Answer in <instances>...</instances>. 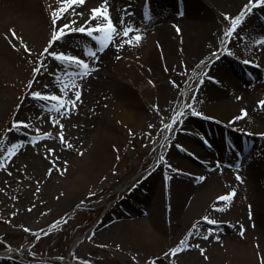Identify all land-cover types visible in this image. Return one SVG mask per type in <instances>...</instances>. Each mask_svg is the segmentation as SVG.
I'll return each instance as SVG.
<instances>
[{"label": "rangeland", "instance_id": "rangeland-1", "mask_svg": "<svg viewBox=\"0 0 264 264\" xmlns=\"http://www.w3.org/2000/svg\"><path fill=\"white\" fill-rule=\"evenodd\" d=\"M137 1L132 13L131 10L129 12L131 15L109 16L112 24L118 25V32L122 33V28L129 24H133L134 30L128 37L121 34L112 39L107 48L114 49L113 53L105 52L106 48L101 50L95 39L96 35L104 39L106 33H94L93 37H89L78 31H70L83 26L86 20L92 25L98 23L90 19L91 10L98 7L96 4L84 5L85 7L75 5L68 12H60L70 0L59 3L58 0H39L32 7L36 13L23 17L25 21L20 22L17 18L7 16V24L0 26V158L7 156V150L13 144L18 146L16 154L3 159L5 167L0 168V264H219L220 255H225L220 264H241L228 253L229 248L224 246L225 243L219 241V238L232 233L229 220L217 221L216 225H211L203 219L212 205L203 214H195L187 225L179 229L181 231L175 234L170 243L149 252H141L130 243L122 244L114 235L105 232L111 226L109 223L115 224L106 221L109 215L107 218L106 216L108 212H116L118 217L127 216L128 211L141 215L144 209L149 208L147 201L157 197L158 184L174 175L169 171V160L174 155L189 154L194 161L193 154L177 142L175 136L179 128L181 134L193 140V143L190 142L192 146L207 153L204 161L231 168H238L240 164L250 167L260 165V174L264 175V107L258 104L259 101H264V91L260 90V94L250 104L254 108H249V114L244 116L255 118L260 112V130L250 132L233 126L227 120L228 113L224 116L210 107L219 102L215 97L233 91L235 86L227 88L226 85V88H222L216 83V88L206 91L203 83H200L201 80L205 82L207 74L213 73L215 65H220L218 69L222 66L226 74L231 73L235 78L241 79L238 82L240 86L252 87L254 82L259 81L254 84L262 87L264 66L261 68L260 65L254 66L242 60L240 64L218 62L208 53L199 60H191L192 62L180 57V60L174 61H177L176 67L183 73L173 74L178 78L179 84L169 91L168 105V100L162 104L159 97L156 100L153 95H145L140 91L135 93L130 84L121 87L117 85L118 90L114 88L111 101L89 105L94 109L95 116L96 113L100 115L99 127H95L99 131L96 137L101 136V132L111 130L109 120L115 119L126 106L139 107V110L149 115L146 129L143 132L122 131L123 140L119 141L116 150L113 151L107 145L112 152L106 169L101 168L100 173L94 171V175L89 174L94 182L90 186L86 185L76 198L72 196L69 202L64 201L62 205L58 203L67 195V184L64 183L88 160L86 156L88 151L91 152L93 142L78 140L73 134V125L65 124L70 114L74 116L77 104L68 113V118H63L60 113L50 110L56 102L34 99L32 92L55 94L65 102L74 99L73 93L81 89L83 80L92 71L96 75L97 69H91L96 63H105L106 67L110 63L113 70L118 67L119 70L115 71L118 80H121L120 76L132 73H141L145 78L144 74L152 68L166 72L165 65L157 61L151 66L137 62L136 52L133 55L136 45L134 36L141 31L152 33L165 27H171L169 29L173 34L171 23L186 15L184 11L189 0ZM259 8L260 12L249 22L254 20L258 25L256 31H264V7ZM54 11L64 17L56 25L53 24ZM226 16L231 17L226 14L224 19ZM218 18L224 20L220 14ZM121 22L125 23L121 26ZM101 23L106 25V22ZM65 24L69 25V29H65V35L49 51L64 53L88 63L91 71L84 78L76 75L79 69L71 64H61L47 53L41 55L49 46L54 30ZM221 24L222 29H231L230 20L225 19ZM239 27L246 30L249 26ZM10 30L21 39L11 38ZM253 36L254 34L247 38L249 43H252ZM128 40H132V43H124ZM121 43L126 46V52L122 50L124 46L118 47ZM25 45L29 51L25 50ZM159 58L162 60L161 55ZM202 61L204 64H201ZM41 62L44 67L39 74L34 75L33 69L40 67ZM168 77L173 78L170 73ZM124 81L130 82L128 79H123ZM30 82L31 88L28 87ZM73 82L76 88L71 87ZM64 85H68V88L61 91ZM121 96L126 99H121ZM188 104L202 115H191L192 109L187 107ZM181 111L186 115L179 118L172 130L164 128V124H171ZM102 117L108 120L102 122ZM54 120L59 121L55 126ZM17 122L26 123L28 127L21 126L16 130L13 125ZM60 125H63L65 140L72 145L71 148L60 141ZM45 134H50V138H43ZM49 149H54L55 154L50 155ZM161 156L164 157L163 161L160 160ZM184 177L188 181H198L196 176L186 174ZM159 196L162 197L161 194ZM213 203L216 209H223L215 212L216 216L221 217L220 213L227 211V207L219 205L218 201ZM72 204L74 207L70 208ZM194 225L198 226V230ZM190 232L195 234L189 237ZM204 236L209 238L205 240ZM247 237L252 243L249 233ZM182 240L186 241L188 249L173 255L171 250L182 247ZM221 242L220 249L224 255L215 251V246ZM245 242L248 248H253L250 242ZM195 245H199V248ZM257 246L254 247L256 256L251 249L254 264H260V249ZM200 249L204 250L203 255ZM191 252L197 258H190Z\"/></svg>", "mask_w": 264, "mask_h": 264}, {"label": "bare ground", "instance_id": "bare-ground-1", "mask_svg": "<svg viewBox=\"0 0 264 264\" xmlns=\"http://www.w3.org/2000/svg\"><path fill=\"white\" fill-rule=\"evenodd\" d=\"M38 1L0 0V26L4 27L7 24L5 20L7 16L17 18L20 22L25 21L23 17L36 13L32 7H35ZM136 1L107 0L105 5V0H86L82 6H93L95 4L98 7L106 6L109 16L121 17L127 13L128 15L132 13L134 4L136 3L135 5H137L138 3ZM248 5L249 0H189L187 1V9L184 11L186 15L171 23L175 38H173L172 31L169 29L171 27L157 29L152 33L141 31L139 34H141L142 39L138 45H135L133 52V55L136 52L135 59H137L139 64L150 66L154 61H157L165 65L167 68L166 72L152 68L153 71L150 70L144 74L145 78H143L141 73H132L127 76H120L121 80H118V76L115 73L118 67L113 70L111 65H109L110 63H107V67L104 66L105 63H96L95 66H92L91 69H97V73L95 75V71H92L83 80L80 89L81 98L77 102L76 112L74 116L70 114L65 124L73 125V134L78 137V140L92 141L93 146L90 150L91 152L88 151V155L85 154L88 160L73 173L69 181L64 183L67 184L65 185L67 195L62 201L58 202L60 205L64 201L69 202L72 196L76 198L77 195L82 193V189L86 185L90 186L94 182V178L90 177L89 174H93L94 171L95 173H100L99 169L101 168L102 170L106 169L112 152L108 150L107 145L109 144L113 151L116 150L119 141L123 140L122 131L143 132L146 129L145 125L149 115L139 110L141 109L139 107L131 108L126 106V109L121 111L115 119L109 120L111 122L109 123L111 130L101 132V136L96 137L99 131L97 128L95 130V127H99L100 115L96 113L95 116L94 109L89 105L100 104L102 101V103L111 101L114 97L113 91L117 85L121 87L130 84V88L135 93L140 91L145 95H153L156 100L159 97L162 104L168 100V105L170 102V98H168L169 91L179 84L178 78L173 74L182 72L181 69L176 67L177 61H174L176 59L180 60V57L192 62L191 60L196 58L198 60L203 58L206 53L211 55L216 52L219 58H213L218 62L240 64L242 60L244 62L250 61L251 63L249 64L254 66H264V44L260 43V41L264 40V31L262 29L256 31L258 25L254 23V20L249 22L256 13L260 12V8L253 9L249 14L247 13ZM242 10L245 11V19L239 26L249 27L244 30L238 26L233 37L226 36L225 33L229 30L222 29L223 26L221 24V21L225 20L224 16L229 14L235 18ZM219 14L224 20L218 18ZM124 23H121V26ZM132 25L129 24L128 27L132 29ZM116 26L118 27L117 24ZM252 34H254V39L252 43H249L247 38ZM106 50L105 52L107 53H113L114 51V49L110 48H106ZM122 50L126 52V46ZM229 51L233 55H228L227 52ZM3 52L5 53V51ZM160 55L162 60L159 58ZM219 66L215 65L213 73L206 75L205 82H203V87L207 89L206 91L216 88L214 86L216 83H219L222 88H226V85L227 88L235 87L233 91L223 96H220V94L215 97L219 102L216 105H210V107L216 109L222 115L228 113L226 115L227 120L230 122L235 120L232 125L236 128L250 132L259 131L262 124L260 112L255 115V118L244 117L237 120L235 118L240 117L242 109L249 114V108H254L250 104L260 94V90L264 91V84L262 87L255 85L254 83H259V81H256L252 87L251 85L247 87L240 86L238 84L241 81L239 77L235 78L231 73L226 74L222 66L218 69ZM262 72L264 73V71ZM169 73L173 78H167ZM256 76H259V72H257ZM123 79H128L130 82H123ZM173 82H175V85ZM121 97V99H126L123 96ZM210 107L208 108L210 109ZM106 120L108 119L101 118L102 122ZM262 120H264V117ZM180 131L181 129L179 128L178 134L175 136L177 137V142L193 154L195 157L194 161L189 154L174 155L173 159L169 160L171 163L169 171L174 175H170L169 178L158 184L156 189V192H158L157 197L147 201L149 208L144 209L141 215L132 214L128 211L126 213L127 216L122 217H118L116 212H110L111 214L108 212L106 218L108 215L109 217L106 221H112L115 224L109 223L111 226L109 225L110 227L105 232L110 233L112 236L114 235L115 239L122 244L130 243L135 245V248L141 252H149L170 243L175 234L181 231L179 229L187 225L195 214H203L212 205L210 210L207 211L206 217L216 221L229 220V227H231L232 233L229 236L224 235L223 238H219V241L224 242V246L226 245L229 248L228 253L232 254L234 260L239 261L241 264H254L251 249H253L254 255L257 254L254 247L258 245L260 249V264H262V261H264V175L260 174V165L258 167H250L247 164H240L238 168L225 167L218 164L212 165L208 163L210 161H204L206 156H208L207 153L192 146L190 142L193 143V140L186 138ZM186 174L196 176L198 181L186 180L185 177L183 178V175ZM201 177L204 179L201 180ZM233 192L235 195L230 202L217 200L218 197ZM214 201H218L221 206L227 205V211L220 213L221 217L215 215L218 210H214L216 209ZM73 207L74 205L72 204L70 208ZM241 226L244 230L243 235H241ZM248 233L253 239L252 243L248 240ZM246 240L253 245V248H248ZM222 242L215 246V251L224 255L223 250L220 249ZM191 254L190 258H197L194 252H191ZM224 256L220 255V262Z\"/></svg>", "mask_w": 264, "mask_h": 264}, {"label": "snow or ice", "instance_id": "snow-or-ice-1", "mask_svg": "<svg viewBox=\"0 0 264 264\" xmlns=\"http://www.w3.org/2000/svg\"><path fill=\"white\" fill-rule=\"evenodd\" d=\"M62 2V0H58V3ZM86 0H70V3L67 4L65 7H63L62 9H60V12H68L69 8L75 5H83L85 4ZM107 4V0H105V5ZM257 7H264V0H249V5L247 6V13H251L253 9L257 8ZM71 14V13H69ZM79 15H83V13H79ZM64 17L60 16L58 14L57 11L53 12V24L56 25L57 21L60 19H63ZM91 20H96L98 21V23L96 25H92L90 23L89 20H86L84 22L83 26H79L77 28H72L70 29V31H78L82 34H87L89 37H93L94 33L96 34H100V33H106V36L104 39H101L99 35L95 36V39L97 40V42L100 44V48L101 50H104L105 48H107L109 46V44L111 43L112 39L116 36H120L121 34L124 37H128L130 35V33H132L134 30L128 27H124L121 32L117 31L116 26H114L111 22V19L108 15V11H107V7H97V8H93L91 10ZM225 19H228L231 21V29L229 31H227L225 33L226 36L228 37H233L234 34L236 33L237 27L243 22V20L245 19V11L242 10L241 13L233 18V17H229L226 16ZM102 22H106L105 23H101ZM72 23H75V21H73ZM123 23V22H121ZM65 29H69V25L65 24L62 27H58L54 30L51 40L49 42V46L46 47L44 49V53H41V55L47 53V55L51 56L52 58H54L56 61H60L61 64H71L72 66H74L75 68L79 69V71L76 73V75H78L80 78H84L85 76H87L91 69L88 65V63H86L85 61L77 58V57H73V56H68L64 53H60L57 54L55 51H49V49L52 47L53 44H55L56 42L60 41L62 39V37L65 35ZM177 31H179V29H177ZM11 32V38L13 39H21L19 37L16 36V33L13 30H10ZM142 37L140 35H135L134 36V40L136 45H138L141 41ZM22 42V41H21ZM124 43H128L131 44L132 40H128ZM124 43H121L120 45H118V47H123ZM261 44H264V40L260 41ZM25 50L29 51V49L27 48V46L25 45ZM228 55H231L232 53L229 51L227 52ZM90 55H94V53H90ZM213 57H216L217 59L219 58L216 52H213L211 54ZM119 58V57H117ZM245 63H251L250 61H245ZM201 64H204V62L202 61ZM44 67V63L41 62L40 63V67H36L33 69V73L34 75H37L41 72V69ZM71 75V74H69ZM175 85V82H173ZM200 83H203V80L200 81ZM29 88L32 87V82L29 83L28 85ZM47 87V85L45 86ZM72 88H76L75 83L73 82ZM65 88H68V85H64V88L61 89V91H63ZM74 99L68 100V101H64L61 99L60 96L55 95V94H42L40 92H32V96L34 99H38L41 101H45V102H56L53 103L52 108L50 109L51 111H55L57 113H60V115L63 118H68V113H70L72 110L75 109L76 104L78 101H80L81 98V91L80 90H75L74 93ZM193 99H195V96L193 97ZM259 106L264 107V101H259L258 102ZM70 105V107H69ZM187 107L189 109H192L191 111V115L193 116H201L202 114L197 112L193 106L191 104H188ZM63 109V111H61ZM157 111H159V109L157 108ZM242 114L240 117H237L235 119H243L244 116L247 115L246 110H241ZM186 113L184 111H181L177 114V117L173 119L171 124H164V128L168 129V130H172L173 126L176 125L179 122V118L181 116H185ZM234 121H231L230 123H234ZM59 121L58 120H54L53 121V125L55 126L56 124H58ZM163 123V121H162ZM24 127L27 128L28 125L26 123L23 122H17L13 125V128H15L16 130H19L20 127ZM149 127H152V125H149ZM11 131V129H10ZM131 134V133H130ZM45 139L50 138V134H45V136L43 137ZM59 138L61 143L66 144V146L68 148H71L72 145L70 143H67V141L65 140L64 137V132H63V125H60V131H59ZM18 149V146L13 144L11 146V148H9L7 150V156L6 157H2L0 158V168L5 167L4 163L2 162L3 159H7L11 156H14L16 154V151ZM2 151V150H0ZM49 154L50 155H54L55 154V150L54 149H49ZM160 160L163 161L164 157L161 156ZM168 167H171L170 165H168ZM10 174V173H9ZM201 180H203L204 178L201 177ZM239 179V177H238ZM235 195V193H230V194H226L224 196L218 197L217 200L218 201H228L230 202L233 198V196ZM225 207H227V205H225ZM214 210H223V209H214ZM205 220L206 223L211 224V225H216L217 221L214 219H210L208 217H204L203 218ZM194 228H197L198 230V226L194 225ZM25 231H29L28 229H25ZM243 227L241 226V235H243ZM195 233H189V237L194 235ZM209 237L208 236H204L203 239L207 240ZM181 245L182 247H178L176 249L171 250L173 255H177L179 252L187 250L188 249V245L186 244L185 240L181 241ZM195 247L199 248V245H195ZM258 247V246H257ZM201 254H204V250L200 249ZM167 255V253H166ZM262 264H264V261H262Z\"/></svg>", "mask_w": 264, "mask_h": 264}]
</instances>
